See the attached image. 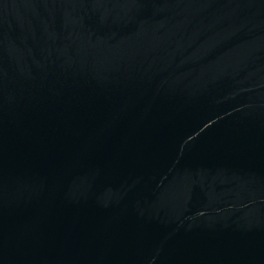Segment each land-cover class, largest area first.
<instances>
[{
  "label": "water",
  "instance_id": "1",
  "mask_svg": "<svg viewBox=\"0 0 264 264\" xmlns=\"http://www.w3.org/2000/svg\"><path fill=\"white\" fill-rule=\"evenodd\" d=\"M0 264H264V0H0Z\"/></svg>",
  "mask_w": 264,
  "mask_h": 264
}]
</instances>
